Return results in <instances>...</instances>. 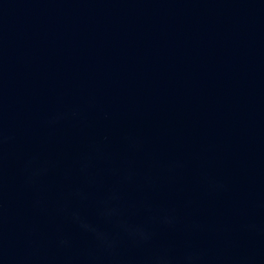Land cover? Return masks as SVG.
Here are the masks:
<instances>
[{"label": "water", "instance_id": "95a60500", "mask_svg": "<svg viewBox=\"0 0 264 264\" xmlns=\"http://www.w3.org/2000/svg\"><path fill=\"white\" fill-rule=\"evenodd\" d=\"M0 264H264V0H0Z\"/></svg>", "mask_w": 264, "mask_h": 264}]
</instances>
